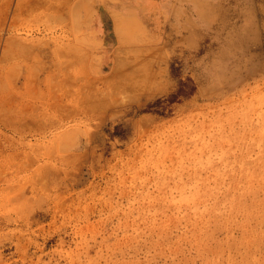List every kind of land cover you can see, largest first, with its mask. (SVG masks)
Here are the masks:
<instances>
[{
	"label": "rangeland",
	"instance_id": "1",
	"mask_svg": "<svg viewBox=\"0 0 264 264\" xmlns=\"http://www.w3.org/2000/svg\"><path fill=\"white\" fill-rule=\"evenodd\" d=\"M0 264H264V0H0Z\"/></svg>",
	"mask_w": 264,
	"mask_h": 264
},
{
	"label": "trees",
	"instance_id": "2",
	"mask_svg": "<svg viewBox=\"0 0 264 264\" xmlns=\"http://www.w3.org/2000/svg\"><path fill=\"white\" fill-rule=\"evenodd\" d=\"M180 92H182V91H179V93L173 97V98H175V101L178 98V96L181 94Z\"/></svg>",
	"mask_w": 264,
	"mask_h": 264
},
{
	"label": "bare ground",
	"instance_id": "3",
	"mask_svg": "<svg viewBox=\"0 0 264 264\" xmlns=\"http://www.w3.org/2000/svg\"><path fill=\"white\" fill-rule=\"evenodd\" d=\"M58 52V51H57Z\"/></svg>",
	"mask_w": 264,
	"mask_h": 264
}]
</instances>
